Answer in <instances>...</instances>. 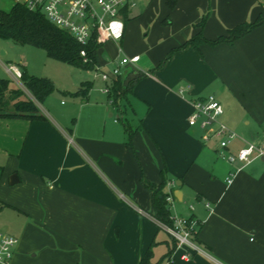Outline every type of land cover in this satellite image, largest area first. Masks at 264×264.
<instances>
[{
  "label": "crops",
  "instance_id": "1",
  "mask_svg": "<svg viewBox=\"0 0 264 264\" xmlns=\"http://www.w3.org/2000/svg\"><path fill=\"white\" fill-rule=\"evenodd\" d=\"M165 1L141 0L134 8L143 5L142 9L133 14V8L128 10L123 37L127 22L151 18L155 8L164 9ZM168 1L176 2L170 22L175 23L177 37L162 40L143 66H137L140 56L127 64L128 69L120 66L115 77L123 86L136 76H146L140 89L126 92L120 109L102 91L115 77L108 81L94 77L104 83L100 91L106 95V105L99 102L80 122L68 121V112L54 114L47 102V110L40 111L46 120L0 116V231L17 239L8 264H138L148 250L152 264H264V160L254 159L229 184L226 178L234 166L227 163L219 178L204 149L210 145L216 154L217 144L200 145L197 138L201 139L202 130L185 121L186 113H192L191 101L207 96L194 84L187 86L188 99L164 86L178 56H195L185 66L188 69L205 67L209 58H215V74L243 105L239 122L231 121L224 111L220 117L239 132L229 150L260 140L264 136V22L232 44L202 43L195 51L190 46L177 48L200 31L214 40L243 21L264 17V0ZM202 15L206 20L200 28L196 23ZM174 48L172 56L165 57ZM133 55L139 54H122L117 64L123 56ZM163 58L168 59L160 65ZM2 65L16 81L9 67L20 73L26 67L22 60ZM96 68L102 70L99 58ZM153 68L158 81L148 71ZM90 85L83 83L76 93L84 99ZM150 86L152 90L146 91ZM212 95L221 104L217 93ZM118 121L131 127V137L123 123L124 131L117 129ZM12 174L18 178L14 183ZM163 179L162 191L171 197V216L198 221L191 239L199 251L175 247L151 214L152 189L147 184L157 187Z\"/></svg>",
  "mask_w": 264,
  "mask_h": 264
},
{
  "label": "rangeland",
  "instance_id": "2",
  "mask_svg": "<svg viewBox=\"0 0 264 264\" xmlns=\"http://www.w3.org/2000/svg\"><path fill=\"white\" fill-rule=\"evenodd\" d=\"M14 2V0H0V11L9 10ZM175 5L173 4L172 6L171 3L166 0L163 4L164 9L162 10L161 8H155L151 18L146 16L141 18L139 21L133 20L127 22L125 35L122 41L114 42L110 40L102 44V49L99 51L98 57L101 69L104 71H111V69L117 64V61L122 56V54L132 55L134 53H138L141 57V61L137 65L138 67L143 66L146 61H150L148 53L156 50L155 46H158L162 40L167 38H172L174 40L177 37V35L174 33L175 27H172L175 23L170 22L171 12L174 10ZM142 6L143 5L133 8L132 14L134 11L138 12L140 9H142ZM127 16H130V12L127 13ZM191 37L192 36L188 37L187 40ZM184 43L185 42L182 44ZM187 46L194 48L191 45ZM119 47H121V52H119ZM174 50L175 48L168 52L165 57L172 56ZM195 50L196 49L194 48L193 51ZM103 53H105V57H103ZM202 57L203 56L201 55V58ZM201 58L198 59L201 60ZM163 59V62L160 65H163V63L167 60ZM177 59L178 60L172 70L175 75L172 73V75L168 77L169 83H165L164 85L167 90L175 92L178 96H182L184 94L183 96L186 97V99L189 97L185 93L187 86H190L191 88L193 84L195 87L200 89V93L206 96L212 95L213 92L215 94L217 93V97L220 99L225 115H229L231 117V121L239 122L242 114L244 113L242 108L243 105H241V101L229 88V85L226 84V81L219 79L215 74L214 68L218 65L213 63L215 58H209L207 61L205 60L209 66L207 65L205 67L202 66L198 68L194 67L193 69H188L185 66L195 61V56H192L190 53H188L178 56ZM220 59L222 58H218V60ZM21 60L25 62V68L30 74L37 77L48 78L54 84V89L46 97V99H44L45 101L39 104L36 102L40 111H46V106L48 105L54 114L56 113L58 116H63L66 112H68L66 117L68 121L74 122L76 120L78 121L79 119L80 122L82 121V117L85 114L94 110L97 105H99V102H103L104 106L106 105V95L102 94L100 91V87L103 86L104 83L99 78H94V70L70 66L69 64L59 62L48 57L45 51L40 48L28 44L13 45L8 40L0 38V78L8 79L10 81V86L13 89L20 88L25 90L20 79L19 81L12 79L11 75L5 72L2 65V63L19 64ZM224 64L225 63L222 65ZM123 68L128 69L129 65H125ZM124 70L121 75H125ZM156 70L157 69L155 68L148 69V71L151 72V76L153 75V80H157L159 78V75L156 74ZM154 77L157 79H154ZM145 79L146 76H136L135 78H132L133 91H137L138 87L140 89V83ZM83 83L91 84L84 99L81 95L76 93ZM151 90V86L147 87L146 89V91ZM180 90L182 92H180ZM26 92L24 91L25 95L27 96L28 94ZM46 102L47 105L45 104ZM186 114L188 116H186L185 121L188 123V118L191 113L189 111V114ZM121 120L124 121V118L122 117ZM122 121H118L120 126L118 125L117 129H120V127L123 129ZM235 132L239 134L238 131ZM197 140L199 141L200 145L203 144L200 137L197 138ZM210 147V145H206L204 146V149L208 152L210 163H212V165H214L216 168L217 176L221 178L225 171L224 168L227 167V162L223 158L217 157ZM189 200H192V197H189ZM171 213H174L172 209ZM250 237H255V235L251 234Z\"/></svg>",
  "mask_w": 264,
  "mask_h": 264
},
{
  "label": "built area",
  "instance_id": "3",
  "mask_svg": "<svg viewBox=\"0 0 264 264\" xmlns=\"http://www.w3.org/2000/svg\"><path fill=\"white\" fill-rule=\"evenodd\" d=\"M29 10H39L56 27L68 32L78 43L86 45L92 39L97 43L105 40H120L124 34V17L128 10L134 8L141 0H14ZM85 56V50L80 51ZM139 55L123 56L111 71L94 70V77L108 81L120 73V66L138 61ZM14 76L19 79L20 72L9 67ZM103 92L108 93L109 88L104 87ZM181 92V90H180ZM112 104V101L110 100ZM192 113L188 124L198 126L202 130L203 144L214 142L217 144L216 154L223 158L234 169L226 178L229 184L235 174L251 163L254 159L264 157V136L260 140L246 142L236 149L229 147L237 139L234 131L228 128L220 117L223 113L221 104L214 96L209 95L203 99L191 101ZM166 201L171 202L168 195ZM206 206H209L206 203ZM172 224L160 223L175 242V247L187 246L191 250L199 251L192 241V236L198 228V221L191 217L171 216ZM17 239L15 236L0 231V261L8 264L12 257L13 247ZM186 253L184 256H187Z\"/></svg>",
  "mask_w": 264,
  "mask_h": 264
},
{
  "label": "trees",
  "instance_id": "4",
  "mask_svg": "<svg viewBox=\"0 0 264 264\" xmlns=\"http://www.w3.org/2000/svg\"><path fill=\"white\" fill-rule=\"evenodd\" d=\"M171 5L173 6V4ZM205 20L206 15H202L196 26L202 28ZM262 22H264V17H257L254 21H243L227 29L226 34L220 35L214 40L206 39L200 31L178 48L191 45L198 50L199 44L202 43L210 46L219 43L232 44L236 39L244 36ZM0 38L10 40L18 45H32L44 50L47 56L54 60L88 70H94L98 65V51L102 46V43H97L95 39H92L86 45L78 43L68 32L56 27L41 11L29 10L21 3H13L9 10L0 11ZM82 49L85 50V56L80 54ZM19 79L23 88L32 98L26 96L23 89L11 88L8 79L0 78V116L46 120L36 102L38 104L43 102L52 92L54 89L53 82L48 78L30 74L24 66L21 68ZM132 86L133 80L127 86L122 85L119 76L111 80L108 84V95L114 107L119 109L122 107L120 101L124 98L126 92L132 90ZM85 89L82 88L81 91ZM123 124L128 136L131 137L133 130L125 122ZM161 173L163 176L165 175V167ZM1 174L2 166H0V177ZM163 185L164 179L157 187L147 184L148 188L152 189L153 210L151 214L158 222L171 225V213L166 201L168 194L162 191ZM138 264H152L150 250L146 251Z\"/></svg>",
  "mask_w": 264,
  "mask_h": 264
},
{
  "label": "water",
  "instance_id": "5",
  "mask_svg": "<svg viewBox=\"0 0 264 264\" xmlns=\"http://www.w3.org/2000/svg\"><path fill=\"white\" fill-rule=\"evenodd\" d=\"M262 160H264V157L261 158ZM18 180L16 174H12L11 177H10V182L11 183H14Z\"/></svg>",
  "mask_w": 264,
  "mask_h": 264
}]
</instances>
